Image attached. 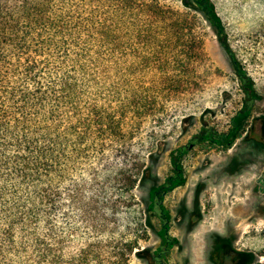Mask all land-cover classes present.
<instances>
[{"label":"trees","instance_id":"trees-1","mask_svg":"<svg viewBox=\"0 0 264 264\" xmlns=\"http://www.w3.org/2000/svg\"><path fill=\"white\" fill-rule=\"evenodd\" d=\"M204 25L231 88L216 81ZM262 96L212 0H0V264H130L148 239L135 189L197 121L149 192L164 264L175 244L164 197L184 182L183 158L264 143Z\"/></svg>","mask_w":264,"mask_h":264},{"label":"rangeland","instance_id":"rangeland-1","mask_svg":"<svg viewBox=\"0 0 264 264\" xmlns=\"http://www.w3.org/2000/svg\"><path fill=\"white\" fill-rule=\"evenodd\" d=\"M212 2L231 47L263 95L256 105L260 113L264 111V0ZM201 31L204 51L222 74L216 81L221 87H233L232 66L214 31L207 25ZM214 120L223 123L225 115L218 113ZM191 125L184 130L177 128L166 139L163 153L150 170L151 178L135 189L148 239L130 264H157L154 252L163 235L149 208V192L169 172L170 148L186 142L198 122ZM182 162L184 182L164 197L169 211L168 233L175 239L164 264H246L240 258L244 253L252 254L248 264H264V143L243 137L228 149L196 145Z\"/></svg>","mask_w":264,"mask_h":264}]
</instances>
